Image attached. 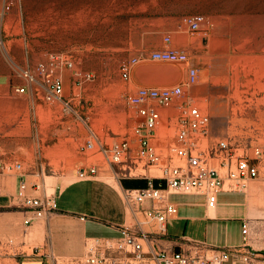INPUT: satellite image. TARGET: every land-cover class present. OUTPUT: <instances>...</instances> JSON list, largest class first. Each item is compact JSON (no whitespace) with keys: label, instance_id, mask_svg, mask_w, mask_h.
Instances as JSON below:
<instances>
[{"label":"rangeland","instance_id":"obj_1","mask_svg":"<svg viewBox=\"0 0 264 264\" xmlns=\"http://www.w3.org/2000/svg\"><path fill=\"white\" fill-rule=\"evenodd\" d=\"M195 13L204 15L205 24L191 31L183 18ZM164 46L184 50L189 61L148 57ZM56 55L72 61L71 67L61 64L53 71L63 80L67 103L42 96L37 65H48ZM123 63L129 66L127 78ZM190 64L199 74L187 86ZM25 71L32 74L31 81ZM82 72H90L91 78L76 76ZM176 84L183 86V94L169 106L156 104L161 123L154 142L164 154L166 138L176 130L172 121L189 105L209 115L212 138L264 142V134L255 132H264V0H0V158L22 164L21 171L1 179L0 256L32 253L30 244L41 236L29 233V225L48 220L23 223L24 208L13 199L18 173L37 185L39 193H51L55 183L81 180L76 170L95 163L96 176L102 172L104 181L118 189L112 175L124 172L121 165L105 162L95 148L85 147L87 140L109 146L131 138L139 116L127 96L140 86ZM17 86L24 91L15 92ZM107 105L112 112L104 115ZM260 169L264 173V161ZM158 173L150 167V174ZM69 196H59V206ZM253 201L264 205V197ZM195 223L188 230L203 236V223Z\"/></svg>","mask_w":264,"mask_h":264},{"label":"built area","instance_id":"obj_2","mask_svg":"<svg viewBox=\"0 0 264 264\" xmlns=\"http://www.w3.org/2000/svg\"><path fill=\"white\" fill-rule=\"evenodd\" d=\"M191 31L200 30L205 24L203 14L195 13L183 18ZM169 40V36H164ZM148 57L152 60L172 63H187L188 54L171 46L152 49ZM136 58H132L135 62ZM72 66V61L56 55L48 65L38 64L42 77V96L46 100L67 103L63 96L64 84L53 71L58 65ZM123 77H128L129 66L121 64ZM197 66H187L185 84L198 80ZM83 79L91 78L90 72L76 74ZM23 76L32 80L25 71ZM17 93L24 86L14 88ZM183 94L180 84L165 87L140 86L127 96V101L136 109L139 120L133 127V136L123 137L109 146L94 139L87 140L85 147L95 148L108 164H119L124 171L121 175L144 177L142 187H121V198L129 210L133 222L118 227V236L88 237L84 240L83 253L79 256L59 258L50 253L51 264H264V249L252 248L246 239L252 222L243 219L241 233L245 240L240 244L216 246L205 241L188 240L183 247L174 250L169 247H153L152 233L144 228L147 222L157 223L159 231L165 233L166 222L178 208L171 200L173 194H195L204 198L207 208H215L220 192H245L248 182L261 176L260 164L264 160V142L250 143L249 139L226 135L212 138L210 117L195 105L182 108L175 118V133L166 138L167 153L155 144L161 123V114L156 104L169 106ZM134 143L132 146L131 143ZM140 165V170L137 171ZM150 167L159 173L150 174ZM17 160L0 158V193L3 177L14 171H21ZM99 166L95 163L76 170L81 180L97 175ZM136 171V172H133ZM35 184H29L23 173L18 181L13 199L24 208L23 223L48 218L58 209L56 197L42 191ZM84 218V216H80ZM12 240L9 239L8 243Z\"/></svg>","mask_w":264,"mask_h":264},{"label":"crops","instance_id":"obj_3","mask_svg":"<svg viewBox=\"0 0 264 264\" xmlns=\"http://www.w3.org/2000/svg\"><path fill=\"white\" fill-rule=\"evenodd\" d=\"M260 119L258 117L256 121ZM255 132L259 136L264 134L258 130ZM248 139L250 143H259L258 139ZM113 173L118 189L104 181L102 172L87 180H75L65 185L55 183L52 194L56 199L65 193L70 196L60 206L58 204V209L47 221L39 220L29 225V233L41 236L39 242L30 244L33 252L19 258L0 256V264H51L50 253L59 258L81 255L84 240L88 237L118 236L120 225L133 222L121 198V187H142L147 180L140 176ZM260 174L259 178L248 182L243 193L220 192L218 204L213 209L206 207L201 196H198L200 199H190L173 194L171 200L175 198L172 201L178 211L167 220L165 233L159 231L157 223L144 224V228L152 233L151 245L177 250L188 240L205 241L216 246L240 244L245 240L241 222L250 219L252 226L246 242L252 248L264 249V205L253 201L264 197V173ZM191 221H197L195 225L198 226L203 223V236L188 230Z\"/></svg>","mask_w":264,"mask_h":264},{"label":"bare ground","instance_id":"obj_4","mask_svg":"<svg viewBox=\"0 0 264 264\" xmlns=\"http://www.w3.org/2000/svg\"><path fill=\"white\" fill-rule=\"evenodd\" d=\"M259 60H260V59H259ZM108 99H109V101H111L112 98L109 97ZM109 103H110V102H109ZM109 103H108V104H109ZM103 106H104V105H103ZM109 112H110V113L112 112L111 105H107V106L104 107V109H103V113H104V115H106V113L108 114Z\"/></svg>","mask_w":264,"mask_h":264}]
</instances>
